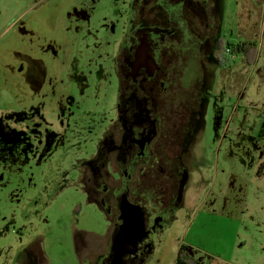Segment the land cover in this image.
Returning <instances> with one entry per match:
<instances>
[{"label": "rangeland", "instance_id": "obj_1", "mask_svg": "<svg viewBox=\"0 0 264 264\" xmlns=\"http://www.w3.org/2000/svg\"><path fill=\"white\" fill-rule=\"evenodd\" d=\"M139 5L0 0V264H96L108 244L80 170L117 113L113 61ZM157 5L171 16L157 40L189 49L195 131L183 208L146 264H174L182 247L200 264H264V0ZM232 39L256 45L253 64Z\"/></svg>", "mask_w": 264, "mask_h": 264}, {"label": "flooded vegetation", "instance_id": "obj_2", "mask_svg": "<svg viewBox=\"0 0 264 264\" xmlns=\"http://www.w3.org/2000/svg\"><path fill=\"white\" fill-rule=\"evenodd\" d=\"M146 1V6L135 7L113 61L117 113L98 140L95 157L80 170L83 190L111 225L108 244L100 247L96 264H146L154 257V235L180 214L190 179L188 156L195 127L184 83L190 53L185 47L176 49L170 38L167 44L157 40V28L169 24L171 16L158 9L159 0ZM146 7L152 16L143 14ZM141 45L156 66L136 63ZM127 200L139 209L132 223L142 234L123 247L121 258V231L126 225L122 206ZM29 257L17 264H41L37 255Z\"/></svg>", "mask_w": 264, "mask_h": 264}, {"label": "water", "instance_id": "obj_3", "mask_svg": "<svg viewBox=\"0 0 264 264\" xmlns=\"http://www.w3.org/2000/svg\"><path fill=\"white\" fill-rule=\"evenodd\" d=\"M137 60L138 61L136 63H138L139 66L141 64V61H142L141 65H146V66L157 65L155 59L151 55H149V53L146 50V47L145 46L143 47V45H141L137 51ZM122 212L124 215L123 217L126 219V225L123 227L121 231V234L123 235V241L121 242V250H120L121 253L119 254L121 255V258L125 254L123 247L129 242H134V240L137 239V237H139L142 234V232L139 231V229L137 228L138 224L132 223L136 214H139V209L137 210L136 208L131 207L130 203L127 200V202L123 203Z\"/></svg>", "mask_w": 264, "mask_h": 264}, {"label": "trees", "instance_id": "obj_4", "mask_svg": "<svg viewBox=\"0 0 264 264\" xmlns=\"http://www.w3.org/2000/svg\"><path fill=\"white\" fill-rule=\"evenodd\" d=\"M181 38L183 40V37ZM174 45L176 47V44ZM179 45H181V42ZM224 46L225 45H223L222 48ZM255 46L256 45L253 42L246 43L245 41H240L239 39L228 40L226 43L227 50L233 55L232 56L233 58H235L236 56L239 59L240 56H244L247 64L249 65L253 64L256 59L257 52H256ZM237 60H234V61H237ZM227 61H230V60L225 59V62ZM183 252H184V247L181 248L174 264H191L184 257ZM195 264H200V263L196 262Z\"/></svg>", "mask_w": 264, "mask_h": 264}, {"label": "crops", "instance_id": "obj_5", "mask_svg": "<svg viewBox=\"0 0 264 264\" xmlns=\"http://www.w3.org/2000/svg\"><path fill=\"white\" fill-rule=\"evenodd\" d=\"M200 213H201V211H199L198 214L195 216V218L193 220L194 224H196V221L199 218ZM188 262L191 263V264H195L197 261H195L194 259H191L190 261L188 260Z\"/></svg>", "mask_w": 264, "mask_h": 264}]
</instances>
